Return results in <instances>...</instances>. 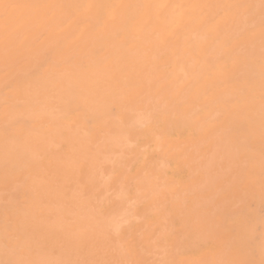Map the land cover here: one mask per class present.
<instances>
[{
    "label": "bare ground",
    "instance_id": "bare-ground-1",
    "mask_svg": "<svg viewBox=\"0 0 264 264\" xmlns=\"http://www.w3.org/2000/svg\"><path fill=\"white\" fill-rule=\"evenodd\" d=\"M148 258L264 264V0H0V264Z\"/></svg>",
    "mask_w": 264,
    "mask_h": 264
},
{
    "label": "rangeland",
    "instance_id": "rangeland-1",
    "mask_svg": "<svg viewBox=\"0 0 264 264\" xmlns=\"http://www.w3.org/2000/svg\"><path fill=\"white\" fill-rule=\"evenodd\" d=\"M182 106H184V102H180V103H178L175 107H176V112L178 113V112H180L181 111V109H182ZM172 119H175L174 117H173V113L171 112V111H167L166 112ZM171 175L172 176H174V175H176L175 174V172H174V170H172L171 171ZM250 203H252V202H250ZM148 264H164V263H162L161 261H155V260H152V259H149L148 258Z\"/></svg>",
    "mask_w": 264,
    "mask_h": 264
}]
</instances>
